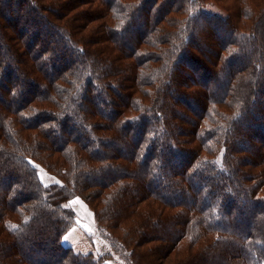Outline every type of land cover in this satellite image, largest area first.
Here are the masks:
<instances>
[{"label":"trees","instance_id":"trees-1","mask_svg":"<svg viewBox=\"0 0 264 264\" xmlns=\"http://www.w3.org/2000/svg\"><path fill=\"white\" fill-rule=\"evenodd\" d=\"M114 257L264 264V0H0V264Z\"/></svg>","mask_w":264,"mask_h":264},{"label":"rangeland","instance_id":"rangeland-1","mask_svg":"<svg viewBox=\"0 0 264 264\" xmlns=\"http://www.w3.org/2000/svg\"><path fill=\"white\" fill-rule=\"evenodd\" d=\"M205 9L221 13V15L223 14L218 7L213 5L207 4ZM41 177L44 181L49 179V177L44 174H41ZM72 205L77 211L78 219L76 223L65 233L62 242L81 252H108V244L98 236L95 223L88 210H85L84 205L79 201V199H75V201L72 202ZM109 261L110 264H123L121 260H117V257H114Z\"/></svg>","mask_w":264,"mask_h":264}]
</instances>
